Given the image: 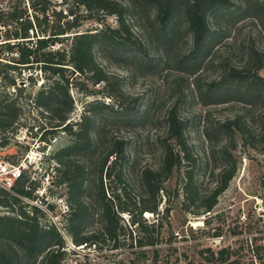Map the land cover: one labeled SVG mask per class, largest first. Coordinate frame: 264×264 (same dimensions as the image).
Segmentation results:
<instances>
[{"label":"trees","instance_id":"1","mask_svg":"<svg viewBox=\"0 0 264 264\" xmlns=\"http://www.w3.org/2000/svg\"><path fill=\"white\" fill-rule=\"evenodd\" d=\"M71 1L76 9L82 6L89 14L87 17L97 22H101L105 16H114L116 28L74 32L80 25L72 8L64 15L62 11L53 12L55 21L48 20L45 17L47 9H42L44 26L37 17V25H33L26 19L25 12L16 8L8 17L14 24L7 38L19 41L12 46H3L19 52L20 58L15 65L21 66L11 67L31 70L40 66L45 79L48 74L51 80L48 87L40 90L34 98L40 115L50 125L42 130L37 129L41 132V143H45L46 136L59 130L71 138V142L52 157L44 155L46 160L41 169L42 177H48V171L55 169L59 181H51L48 193L51 194L53 186L64 184L69 211L62 220L64 235L55 223L44 219L40 207L24 201L33 198L31 188L35 181L22 171L10 191L0 188V208L4 210L0 214V264H68V255L75 253L69 249L67 239L74 248L130 251L141 264H160L158 247L172 242L174 234L169 232L168 238L164 234V228L171 225L174 201L180 197L181 211L193 218L211 216L218 199L228 189L236 173V159L232 154L235 146H224L219 150L223 166L216 171L211 170L206 187L202 180L205 173L201 175L192 166L184 167V161L188 162L191 158L183 122L173 113L167 116L159 165L156 168L143 167L137 172L128 158L127 139L113 130L120 128L117 125L120 123L107 121L116 117L112 113L113 117H97L102 111L113 112L115 106L94 100L85 107L79 122L66 123L72 110L68 87L77 82V91L91 96L93 88L101 84L109 86L110 77L97 63L95 50L115 47L121 36L131 32L125 15V11L131 8L130 3H119L117 0ZM144 3L153 9V20L158 28H168L171 36L174 35L177 20L184 21L185 29L190 34L193 55L198 48L207 47L211 37L210 19L215 13L226 10L231 0H144ZM259 4L264 5V0H260ZM69 17L70 21L66 20ZM149 28L145 32L148 38L154 34L153 25ZM22 42L24 46H20ZM197 60V57L190 59L194 64ZM250 61L251 58L244 71L232 68L212 81L201 94L203 104L228 102L229 96L237 92L241 95L239 102L252 106L254 99L264 95V80L257 73L252 78L247 76ZM68 70L70 75L66 77L64 73ZM195 72L198 71L191 74ZM69 80H72L71 83ZM6 104L0 102V131L8 128L14 120V114ZM258 123L257 136L263 138L264 112L258 115ZM239 131L245 136L243 130ZM74 154L79 159H74ZM87 159L93 160V167L86 164ZM180 173V185L174 191L175 196L171 197L172 190L166 183ZM163 200L167 204L161 214L158 208ZM46 207L54 209L51 204H46ZM144 214H150L154 220L148 222ZM91 222H94V228H89ZM230 234L241 237L233 246H224L217 251L206 249V262L264 264V235L257 224L246 218L239 231ZM213 237H222V230L216 229Z\"/></svg>","mask_w":264,"mask_h":264},{"label":"rangeland","instance_id":"2","mask_svg":"<svg viewBox=\"0 0 264 264\" xmlns=\"http://www.w3.org/2000/svg\"><path fill=\"white\" fill-rule=\"evenodd\" d=\"M117 1L131 4V8L125 11L131 32L121 36L115 47L98 49L94 54L97 63L109 75L110 85L101 84L93 88L91 96H87L77 91V82L73 81L68 87L72 110L66 123L79 122L85 107L94 100L115 106L113 112L102 111L97 117L107 118L110 113L116 117L107 121L120 123L117 124L120 128L113 130L127 139L128 158L137 172L143 167L156 168L159 165L167 116L173 113L183 122L191 158L189 163L184 161V167L192 166L201 175L205 173L202 180L206 187L211 170L223 166L219 150L224 146H235L232 154L237 170L228 189L218 199L214 212L208 216L211 218H193L183 213L179 197L173 204L171 225L164 228L165 237L168 238L171 231L174 233L172 242L158 247L160 264H211L204 258L206 249L217 251L224 246H233L241 236L230 233L239 231L246 218L257 224L264 235V137L257 136L258 115L264 112V95L254 99L252 106L239 102L241 95L237 92L229 96L228 102L207 106L201 96L212 81L229 69L243 70L250 58L247 76L252 78L257 73L264 80V5L259 4L260 0H231L226 10L215 13L210 19L211 37L207 47L198 48L192 55L190 34L182 19L177 20L171 36L168 28H158L153 20V9L146 6L144 0ZM15 8L24 11L26 19L33 25H37V17L44 26L41 16L44 8L47 9L45 17L52 21H55L53 12L62 11L64 15L72 8L80 25L74 32H95L117 26L114 16H105L101 22L88 18L85 9L82 6L76 9L71 0H8L0 12V23L13 27L14 22L8 17ZM66 20L70 21V17ZM151 25L154 34L145 37ZM0 37V40L6 39L4 34ZM22 45L24 42L20 43ZM5 49L0 46V56ZM194 57L198 58L195 64L190 61ZM18 67L0 63V102H8L6 105L14 114L11 125L0 131V159L11 165H22L23 171L35 181L31 188L33 198L24 201L40 207L44 219L55 223L64 234L62 220L69 211L65 185L53 186L49 195V184L51 181L58 183L59 178L55 169L48 171V177H42L41 169L46 160L44 155L52 157L71 142V138L59 130L46 136L45 143H41V132L37 129L50 125L40 115L34 98L40 90L48 87L51 80L48 74L45 79L40 66L31 70ZM194 71L198 72L191 74ZM64 74L69 77L70 70ZM239 129L245 132V136ZM74 157L79 159L76 154ZM86 164L93 167V160L87 159ZM35 171L37 174L34 175ZM181 179V173L175 174L166 183L172 190L171 197L175 196L174 191ZM46 204L53 205L54 209L49 210ZM166 204L163 200L159 205L161 214ZM25 209L29 210L28 207ZM1 213H4L2 208ZM144 218L148 222L154 220L150 214H144ZM205 219L207 223H204ZM94 227L91 222L89 228ZM216 229L222 230V237H213ZM67 244L75 253L68 255V264H141L130 251L74 248L69 239Z\"/></svg>","mask_w":264,"mask_h":264},{"label":"built area","instance_id":"3","mask_svg":"<svg viewBox=\"0 0 264 264\" xmlns=\"http://www.w3.org/2000/svg\"><path fill=\"white\" fill-rule=\"evenodd\" d=\"M8 0H0V12L7 6ZM12 30L11 24L0 23V35L4 34L6 39L0 40V46L5 44L14 45L19 40L8 39L7 34ZM3 38V36H1ZM0 37V38H1ZM19 52L15 49L12 51L5 49L0 56V63L9 66L15 65V61L19 60ZM23 167L21 164L11 165L0 159V188L10 191L16 182L21 177Z\"/></svg>","mask_w":264,"mask_h":264}]
</instances>
